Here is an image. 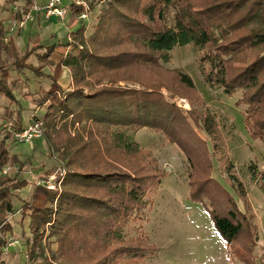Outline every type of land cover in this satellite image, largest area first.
I'll list each match as a JSON object with an SVG mask.
<instances>
[{
    "label": "trees",
    "instance_id": "trees-1",
    "mask_svg": "<svg viewBox=\"0 0 264 264\" xmlns=\"http://www.w3.org/2000/svg\"><path fill=\"white\" fill-rule=\"evenodd\" d=\"M87 1L92 11L100 6ZM103 2L102 23L91 40L94 50L83 45L81 49L75 42L68 44L80 55L62 59L55 73L47 76L51 86L40 103L46 107L41 121L45 123V144L51 153L60 154L59 161L67 158L68 171L60 192L35 185L31 199L20 209L22 218L30 219V264H142L155 255L156 247L143 232L129 240L120 235L129 222L140 219L147 206L152 208L153 197L167 176L144 160L140 146L128 134L144 129L156 133L181 129L196 134L197 128L223 140L215 118L200 110L204 101L200 103L202 98L190 77L164 68L163 64L172 61L169 54L175 48L193 46L199 52L207 86L222 89L232 98L241 93L236 104L245 109L246 129L253 140L264 144V0H182L174 29L164 25L171 0ZM68 11L74 21L85 7L74 2ZM82 36L81 32V44L85 45ZM4 38L0 22V48H6ZM10 43L15 61L0 63V99L17 103L10 83L12 72L27 69L38 77L44 73L42 67L28 64L37 48L20 55L14 38ZM54 50L49 47L48 55ZM64 68L72 71L73 85L63 97L59 81ZM102 76L109 78V83L105 84ZM124 80L141 89L109 86ZM170 82L180 88V100L191 106L188 113L162 93L170 90ZM6 154L0 146V168ZM13 158L18 173L0 181V264H4L2 257L10 245L7 236L13 230L8 219V213L15 212L12 199L30 185L19 177L30 163ZM226 165L231 173L233 164ZM58 171L55 167L45 174L49 178ZM262 178L264 190V173ZM237 187L245 192L239 180ZM212 219L231 246L240 238L252 242L258 233L254 215L241 212L235 204L221 213L213 212ZM52 239L58 244L56 252L52 251ZM245 260L254 264L249 255Z\"/></svg>",
    "mask_w": 264,
    "mask_h": 264
},
{
    "label": "rangeland",
    "instance_id": "rangeland-1",
    "mask_svg": "<svg viewBox=\"0 0 264 264\" xmlns=\"http://www.w3.org/2000/svg\"><path fill=\"white\" fill-rule=\"evenodd\" d=\"M50 1L38 0V5L35 0L32 3L28 0H0V22L4 24L6 45V48H0V63L15 61L11 50L14 45L10 43V39L14 38L20 55L25 52L21 50L37 48L28 64L37 69L42 67L40 69L44 73L38 77L27 69L22 73L12 72L10 83L14 85L18 101L14 103L5 97L0 99V146L7 153L0 168V181L18 173L19 165L13 157L30 163L25 172H19V177L26 179L30 185L15 193L12 199L15 212L8 213L13 230L7 237L12 246H8V253L3 254L4 264H30L27 258L32 240L30 219H23L20 209L24 201L31 199L35 185H46L49 190L60 192L68 171L67 158L64 162L59 161L60 154L51 153L45 144V123L42 135L32 143L20 142L15 135L33 121L44 122L46 107L40 106V103L42 95L51 86L47 76L55 73L56 65L62 59L80 55L68 44L75 42L81 49L84 46L94 50L91 40L102 23L100 17L105 7L104 0H92L93 5L100 3L96 11L91 10L87 0H60L63 8L68 9L77 2L84 5L85 11L74 21L69 17V11L65 20L57 17L46 20L44 10H38L44 12L42 14L34 8H45ZM182 6V0H171L166 8L164 25L168 29L177 27ZM28 15L31 18L24 28L11 30L10 24L26 21ZM83 15L85 18H82ZM81 32L85 45L81 44ZM95 45L98 49L100 42ZM49 47H55L50 55ZM169 55L172 61L162 63L164 68L190 77L195 91L202 98L199 102L204 101L200 110L215 118L223 140L197 128L196 134L181 129H173L170 133L164 132L165 129L161 133L147 129L136 134L130 132L128 135L140 146L144 160L153 163L167 176L153 197L152 208L147 206L140 219L129 222L121 229L120 235L123 240H129L143 232L149 243L156 247L155 255L149 256L142 264H248L245 260L248 255L254 258V264H264V144L253 140L246 129L245 109L236 104L241 93L232 98L225 95L222 89L207 86L198 61L199 52L193 46L177 47ZM102 80L105 84L109 83L106 76H102ZM72 83V71L64 68L59 81L63 97L72 90ZM175 85V82H170L168 88L172 91L163 89L162 93L168 102L177 104L188 113L191 106L188 101L180 100L177 95L180 88ZM109 86L141 89L138 84L125 80ZM229 162L233 164L231 173L226 165ZM55 167L59 169L58 173L48 178L45 173ZM237 180L242 183L244 193L237 187ZM233 204L241 212L254 215L253 222L258 233L252 242L240 238L235 245H228L216 229L213 212L221 213ZM52 243V251L56 252L58 244L55 239Z\"/></svg>",
    "mask_w": 264,
    "mask_h": 264
},
{
    "label": "built area",
    "instance_id": "built-area-1",
    "mask_svg": "<svg viewBox=\"0 0 264 264\" xmlns=\"http://www.w3.org/2000/svg\"><path fill=\"white\" fill-rule=\"evenodd\" d=\"M35 9L36 11L43 9L47 19H50L51 17H57L62 20H65L68 14V9L61 7L60 0H51L50 3L45 8H35ZM30 18L31 15H28L26 21L19 22V24H17V22H13L12 24H10L11 30L14 31L24 28L27 23V20ZM82 18H85V15H83ZM43 126L44 124L41 121H36L23 132L16 134L15 137L20 142L32 143V141H34L36 138L42 135ZM4 172L6 173V171ZM9 246H12V244H10Z\"/></svg>",
    "mask_w": 264,
    "mask_h": 264
},
{
    "label": "crops",
    "instance_id": "crops-1",
    "mask_svg": "<svg viewBox=\"0 0 264 264\" xmlns=\"http://www.w3.org/2000/svg\"><path fill=\"white\" fill-rule=\"evenodd\" d=\"M35 2H36V4H38V0H35ZM39 5V4H38ZM40 7H41V5H40ZM33 9V8H32ZM34 10H35V8H34ZM37 12H39V11H37ZM33 13H35V11H33ZM40 13H42V14H44V12H40ZM45 15V14H44ZM45 19H46V16H45ZM47 20V19H46ZM21 36H23V37H26V36H24V34H22ZM26 48V47H25ZM20 49V48H19ZM21 50V49H20ZM24 51H26V50H21V52H24ZM25 53V52H24ZM37 140V139H36Z\"/></svg>",
    "mask_w": 264,
    "mask_h": 264
}]
</instances>
